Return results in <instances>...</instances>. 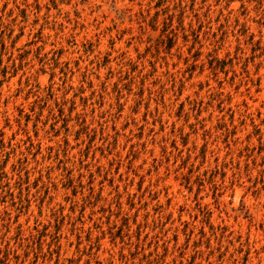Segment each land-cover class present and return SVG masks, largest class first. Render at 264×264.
<instances>
[{"label":"rangeland","instance_id":"1","mask_svg":"<svg viewBox=\"0 0 264 264\" xmlns=\"http://www.w3.org/2000/svg\"><path fill=\"white\" fill-rule=\"evenodd\" d=\"M0 264H264V0H0Z\"/></svg>","mask_w":264,"mask_h":264}]
</instances>
